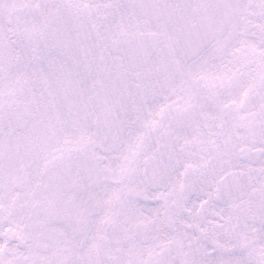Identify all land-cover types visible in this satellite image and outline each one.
<instances>
[{"label":"snow or ice","instance_id":"obj_1","mask_svg":"<svg viewBox=\"0 0 264 264\" xmlns=\"http://www.w3.org/2000/svg\"><path fill=\"white\" fill-rule=\"evenodd\" d=\"M0 264H264V0H0Z\"/></svg>","mask_w":264,"mask_h":264}]
</instances>
